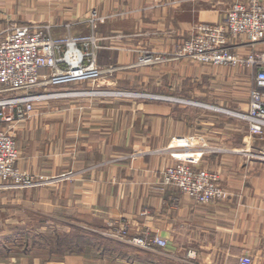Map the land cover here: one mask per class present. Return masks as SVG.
I'll list each match as a JSON object with an SVG mask.
<instances>
[{
  "label": "crops",
  "instance_id": "1",
  "mask_svg": "<svg viewBox=\"0 0 264 264\" xmlns=\"http://www.w3.org/2000/svg\"><path fill=\"white\" fill-rule=\"evenodd\" d=\"M232 1H73L70 7L82 13L94 7L102 13L122 12L112 22L109 32H103L101 42L107 46L100 48L112 53L110 64L117 67L116 78L121 73L151 75L155 83L160 79L154 76L161 75L162 87L172 89L169 85L174 73L178 85L186 81V75L192 79L210 75L212 81L224 79L230 83L232 80L237 87L223 90L221 85L215 88L210 83L207 92L204 86L200 87L198 94H207L208 98H201L202 103L198 105L203 109L191 118L182 113L184 105L158 109L157 104L146 103L144 121L151 124H145L143 137L150 140L143 147H140L142 139L136 141L125 154L121 153L120 131L110 128L81 131V142L75 143L80 163L75 159L66 175L58 179L66 182V201L77 206L69 217L74 219L72 224L102 236L101 240L97 239L94 246L86 245V252L61 257L43 258L40 250L9 251L0 256V264H239V257L244 253L251 255L252 264H264V131L250 135L247 120L238 115L248 109L254 70L220 67L217 73L207 63L172 59L174 50L193 34L194 27L222 20ZM5 25L0 24V30ZM142 47L161 52L170 60L153 68H128L137 60ZM255 48L264 52V37ZM3 127L4 122L0 121V129ZM181 133L199 135L204 149L196 166L218 173L226 191L224 198L199 204L177 187L162 183L163 168L175 162L165 147L173 135ZM21 152L18 160L22 167L34 170V166L24 165ZM72 186L74 195L68 194ZM43 189H49L52 195L60 192L43 186L31 192L25 189L23 193H30L31 198L38 200ZM8 193L0 187V209L6 211ZM71 208L68 207L67 213ZM122 228L126 229L124 239L129 240L111 239L110 232L119 233ZM8 233L7 228H0L1 239L7 238ZM155 234L166 239L165 247L133 240ZM8 244L6 239L4 245Z\"/></svg>",
  "mask_w": 264,
  "mask_h": 264
},
{
  "label": "rangeland",
  "instance_id": "2",
  "mask_svg": "<svg viewBox=\"0 0 264 264\" xmlns=\"http://www.w3.org/2000/svg\"><path fill=\"white\" fill-rule=\"evenodd\" d=\"M73 1L75 0H0V24H6L0 30V35L5 34L6 29L11 25L31 21L48 26L50 34L54 37L80 35L94 31L97 36L103 39V32L108 33L112 22L122 14L117 10L102 13L95 7L82 13L74 9L73 6L70 7ZM92 9L97 13L95 21L90 19ZM197 27H194L192 32ZM100 43L107 46L101 41ZM106 53L107 55L101 56L105 64H103L104 72L100 77L94 80L86 79L77 83H67L62 86L60 84L38 85L33 89L34 92L48 91L51 92L50 94L56 95L35 101L32 116L13 123L4 122L2 129L9 130L14 136L17 148V165L25 170L21 161L18 160L20 150H22L20 159L24 165L35 167L34 170L32 168L25 171L34 174L39 182L37 185L25 189L31 192L34 188L46 186L57 188L60 191L52 195L49 189H43L39 191L40 199L34 200L30 197V193H23L25 191L23 188H4L9 191V203L7 204L8 211L0 209V228L8 229L10 253L23 250L26 244H31L34 239L42 241V232L52 234L54 231H58L61 233L66 232L64 229L70 228L71 231L68 233L73 234L74 229L82 228L80 225L72 224L74 219L69 218L77 206L66 201V182L62 178L58 179L66 175L75 159V162L80 163L81 157H77L78 151L75 143L77 142L79 145L81 142V131L91 128H104L106 131L110 128L115 132L120 131L118 139L121 140V153L123 154L126 153L127 148H133L136 141L142 139L144 142L140 147H143L145 142L150 140L149 137H143L145 124H151L150 121H144L146 103L157 104L158 109L167 106L174 109L178 104L184 105L182 113L185 112V115L191 118L193 113L203 109L198 105L201 98H208L207 94L206 96L198 94V91L201 90L200 87L204 86L206 92L210 91V83H213L215 88L221 85L223 90L237 87L235 86L237 83L232 80L230 83L218 78V80L212 81L210 75H201L202 77L194 79L186 75V81L178 85L174 73L169 85H172V89L167 86L162 87L161 80L164 77L161 75L154 76L160 79L155 83H152L151 75L144 76L142 74V77L140 74L131 76L128 73H121L116 78L114 71L117 67L110 64L113 62L111 61L112 53ZM146 54L160 55L166 59L156 63H140V57ZM136 59L132 65L127 67L133 69L153 68L170 60L161 52L156 53V51L145 47H142V52ZM172 59L181 58H176L173 55ZM185 61L190 62L191 60L186 58ZM186 62L185 64H187ZM208 66L213 67L217 73L221 71V68L230 67L211 64ZM153 73L155 75L156 71ZM68 92H72V94ZM7 94L2 93L0 96ZM206 109L210 110V108ZM6 111L13 112L11 109ZM232 114L235 113L232 111ZM139 115H141L140 118ZM137 151L139 150H132L131 153ZM74 190V186L69 187L68 194L74 195ZM70 205L74 208H71ZM68 207L71 209L67 213ZM119 236L118 238L112 236L111 239L121 240ZM18 240L21 241V244L16 247L13 242ZM30 250H35V252L40 250L41 257H48L46 249L35 246Z\"/></svg>",
  "mask_w": 264,
  "mask_h": 264
},
{
  "label": "built area",
  "instance_id": "3",
  "mask_svg": "<svg viewBox=\"0 0 264 264\" xmlns=\"http://www.w3.org/2000/svg\"><path fill=\"white\" fill-rule=\"evenodd\" d=\"M96 16L92 9L90 19L95 21ZM263 37L264 0H233L222 20L198 25L173 54L176 58L199 63L254 70L248 109L238 113L247 120L250 135L264 131V52L255 48ZM101 40L94 31L54 37L48 26L31 21L8 27L6 33L0 35V94L8 93L0 96V120L5 123L24 120L31 116L35 101L56 95L48 91L34 92L38 85L77 83L100 77L104 72V66L98 62ZM165 59L146 54L139 62L148 64ZM9 109L13 112L6 111ZM199 141L196 134H178L169 139L165 149L175 162L163 168L161 181L202 204L224 198L226 191L217 172L196 166L204 149ZM38 182L34 174L17 165L13 134L0 129V187L26 188ZM110 234L129 240L124 239L125 228ZM133 240L154 242L161 247L167 245L166 239L157 234ZM239 264H252L251 255L242 254Z\"/></svg>",
  "mask_w": 264,
  "mask_h": 264
},
{
  "label": "trees",
  "instance_id": "4",
  "mask_svg": "<svg viewBox=\"0 0 264 264\" xmlns=\"http://www.w3.org/2000/svg\"><path fill=\"white\" fill-rule=\"evenodd\" d=\"M107 51L100 50L98 51V62L100 61L105 62L102 60L101 56L103 54L107 55ZM112 61V59H111ZM110 61V62H111ZM99 62V63H100ZM67 83H62V85H66ZM42 232V231H41ZM41 240L34 239L31 244L27 243L26 246L23 248V252H28L32 247H39L46 249L48 253V257H61L64 254L68 253H81L86 252L85 249H87L86 245H93L97 242V239L101 240V237L93 232H88L87 230L83 228H76L74 229V233L71 232H58L54 231L52 234H47L45 232H42ZM34 236V234H33ZM6 239H8L9 243V236L7 238L5 236H2V239L0 238V242H3V245L0 246V256H5L9 253L11 246L10 243L9 246H5L4 242H6ZM14 245L17 247L21 244V241H14ZM88 251V250H87Z\"/></svg>",
  "mask_w": 264,
  "mask_h": 264
}]
</instances>
